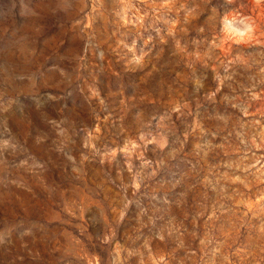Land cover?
<instances>
[{"label": "rangeland", "instance_id": "rangeland-1", "mask_svg": "<svg viewBox=\"0 0 264 264\" xmlns=\"http://www.w3.org/2000/svg\"><path fill=\"white\" fill-rule=\"evenodd\" d=\"M0 264H264V0H0Z\"/></svg>", "mask_w": 264, "mask_h": 264}, {"label": "clouds", "instance_id": "clouds-1", "mask_svg": "<svg viewBox=\"0 0 264 264\" xmlns=\"http://www.w3.org/2000/svg\"><path fill=\"white\" fill-rule=\"evenodd\" d=\"M257 2L259 3L260 0H257ZM252 31V28L251 26H248L244 31H240L238 34L240 37H243L245 36L248 32H251ZM142 57H137V62H139V60L141 59Z\"/></svg>", "mask_w": 264, "mask_h": 264}]
</instances>
